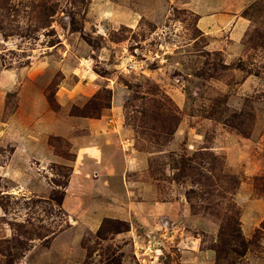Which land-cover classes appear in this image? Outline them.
Instances as JSON below:
<instances>
[{
	"label": "rangeland",
	"instance_id": "1",
	"mask_svg": "<svg viewBox=\"0 0 264 264\" xmlns=\"http://www.w3.org/2000/svg\"><path fill=\"white\" fill-rule=\"evenodd\" d=\"M0 264H264V0H0Z\"/></svg>",
	"mask_w": 264,
	"mask_h": 264
},
{
	"label": "trees",
	"instance_id": "2",
	"mask_svg": "<svg viewBox=\"0 0 264 264\" xmlns=\"http://www.w3.org/2000/svg\"><path fill=\"white\" fill-rule=\"evenodd\" d=\"M184 164L186 163V165H188L187 167H190L191 165L189 164V160H183ZM190 165V166H189ZM207 195H212V192L211 191H207L206 192ZM205 194H202V197L205 198L204 196ZM59 204L62 203V199L59 200L58 202ZM208 204V207H207V210L209 208V204L210 202L207 203ZM210 209V208H209ZM230 219L227 218V220L225 221V218H224V226L227 227V229H229L231 231V236L230 237H233V238H238L242 241L243 243V246H244V251H245V248L247 247L246 246V243H245V240L242 238L241 234H239V228L235 225H233L231 228L229 226L226 225V223L229 221ZM232 229H233V232H232ZM235 231H238V233H235ZM26 232L27 234H25V236L32 240V239H35V238H38V239H44L45 237H48L49 236V230L48 231H44L43 233H40L38 231H24Z\"/></svg>",
	"mask_w": 264,
	"mask_h": 264
},
{
	"label": "crops",
	"instance_id": "3",
	"mask_svg": "<svg viewBox=\"0 0 264 264\" xmlns=\"http://www.w3.org/2000/svg\"><path fill=\"white\" fill-rule=\"evenodd\" d=\"M216 3H218V1H216ZM217 4H213V7H215ZM222 7H223V9H225V10H227V11H229L228 13H225V14H223V19L224 20H227V21H229V22H237L239 19H237V15L236 14H234V13H232V11L227 7V6H224L223 4H222ZM238 10H235V11H233V12H237ZM212 16V15H211ZM210 16V17H211ZM224 16H227V17H224ZM236 24V23H235Z\"/></svg>",
	"mask_w": 264,
	"mask_h": 264
}]
</instances>
